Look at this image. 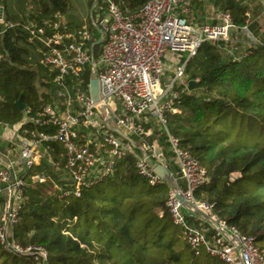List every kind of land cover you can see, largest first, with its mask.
Returning <instances> with one entry per match:
<instances>
[{
	"label": "built area",
	"instance_id": "built-area-1",
	"mask_svg": "<svg viewBox=\"0 0 264 264\" xmlns=\"http://www.w3.org/2000/svg\"><path fill=\"white\" fill-rule=\"evenodd\" d=\"M193 2L147 0L139 11L124 14L113 0H95L79 23L58 11L42 21L19 24L41 54V65L52 73L48 83L54 97L38 109L27 106L13 125L0 113V247L37 264H49L44 246L23 245L14 236L26 177L35 166L46 161L54 167L59 179L53 180L54 188L60 197H81L85 189L115 173L117 156L130 153L138 174L150 185L167 182L154 171L155 163L169 169L172 184L167 182L166 206L196 255L206 252L228 264H264L254 237L222 219L213 204L196 197L210 175L167 130V113L177 111L176 103L189 87L188 62L204 43L228 40L235 28L246 32L249 41H257L248 28V9L245 24L238 27L224 10L215 11L211 22L195 19ZM0 24L1 64L5 29L16 23H6L2 14ZM167 70L172 74L163 81ZM86 73L90 80L96 73L98 101L90 96ZM107 120L121 130L119 136ZM154 121L168 134L171 158L156 140H148L154 134L146 125ZM53 143L61 144L63 162L55 159ZM33 179L46 182L48 176L37 172Z\"/></svg>",
	"mask_w": 264,
	"mask_h": 264
},
{
	"label": "trees",
	"instance_id": "trees-1",
	"mask_svg": "<svg viewBox=\"0 0 264 264\" xmlns=\"http://www.w3.org/2000/svg\"><path fill=\"white\" fill-rule=\"evenodd\" d=\"M113 1L124 14H132L147 0ZM245 1L194 0L195 19L200 20V12L209 5L214 12H230L238 27L245 24L248 9V28L257 41H249L250 47L238 54L230 48L231 38L204 43L188 62L186 72L194 84L182 91L177 111L167 113V130L210 175L196 197L213 204L222 219L254 237L264 253V39L257 37L259 12ZM0 6L5 22L16 23L5 29L0 64V113L13 125L23 117L18 98L38 109L54 97L48 83L52 73L41 65V54L19 24L42 21L58 11L74 19L78 15L73 0H0ZM92 32L98 39V31L92 28ZM84 78L89 82L90 74ZM153 134L148 140H156L171 158L166 130ZM53 147L55 159L63 162L61 144ZM115 165L113 175L85 189L81 197L63 198L54 188V181L59 182L54 167L46 161L35 166L26 177L16 240L44 246L49 264H228L192 251L166 206L167 182L150 185L138 174L130 153L117 156ZM37 172L48 180L35 181ZM233 173L239 176L233 178ZM0 264L37 263L0 247Z\"/></svg>",
	"mask_w": 264,
	"mask_h": 264
},
{
	"label": "rangeland",
	"instance_id": "rangeland-1",
	"mask_svg": "<svg viewBox=\"0 0 264 264\" xmlns=\"http://www.w3.org/2000/svg\"><path fill=\"white\" fill-rule=\"evenodd\" d=\"M93 3L91 4V2ZM95 0H73V6L75 7L76 13L78 15V18H73L74 20H81L83 21L88 15H89V9L92 5H94ZM105 0H98V3H104ZM246 5L250 8H255L259 12V17L257 18L258 26H259V35L257 36L259 41L264 39V11L261 10L263 8L264 10V0H246ZM200 12V11H199ZM201 14H199L198 17H200L201 21H209L210 17L214 14V9L211 8V6L206 5L205 11ZM3 14V12H2ZM94 18H97V11H94ZM79 21V22H81ZM4 26V25H3ZM0 28H2V25L0 24ZM230 38L232 40V47L231 50L238 54L241 51H246L249 46V39L248 34L244 32L243 30L239 28H235L230 35ZM264 41V40H263ZM37 49V48H36ZM39 59V55L37 56ZM172 72L167 70L165 73V76L162 77V80H166L168 76H171ZM43 90H45V86L42 87ZM151 130L154 132L156 130L161 129V127L157 124V121H154V124L150 126ZM172 169V167H170ZM239 174L233 173L232 177L236 178Z\"/></svg>",
	"mask_w": 264,
	"mask_h": 264
},
{
	"label": "water",
	"instance_id": "water-1",
	"mask_svg": "<svg viewBox=\"0 0 264 264\" xmlns=\"http://www.w3.org/2000/svg\"><path fill=\"white\" fill-rule=\"evenodd\" d=\"M3 7L0 6V17L2 16V11ZM194 84L193 80H190L189 82V88H191ZM90 96L94 101H98L99 99V81L96 76V73H94L93 77L90 80ZM16 104L19 107L20 111H24L27 108V104L24 103L20 98L16 100ZM106 123L110 126L109 120L106 121ZM111 129H113L115 132L121 134V130L119 128H113L110 126ZM154 171L163 179H165L169 184H172V180L170 177V172L169 169L160 164V163H155L154 166Z\"/></svg>",
	"mask_w": 264,
	"mask_h": 264
},
{
	"label": "crops",
	"instance_id": "crops-1",
	"mask_svg": "<svg viewBox=\"0 0 264 264\" xmlns=\"http://www.w3.org/2000/svg\"><path fill=\"white\" fill-rule=\"evenodd\" d=\"M7 134H8V133H7V132H5V135H6V136H7Z\"/></svg>",
	"mask_w": 264,
	"mask_h": 264
}]
</instances>
